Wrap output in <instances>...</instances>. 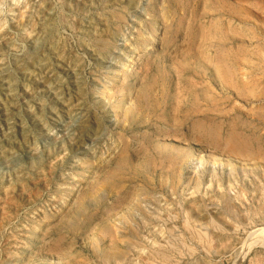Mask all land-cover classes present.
<instances>
[{
  "label": "rangeland",
  "instance_id": "374dc122",
  "mask_svg": "<svg viewBox=\"0 0 264 264\" xmlns=\"http://www.w3.org/2000/svg\"><path fill=\"white\" fill-rule=\"evenodd\" d=\"M258 227L264 0H0V264H264Z\"/></svg>",
  "mask_w": 264,
  "mask_h": 264
},
{
  "label": "bare ground",
  "instance_id": "6f19581e",
  "mask_svg": "<svg viewBox=\"0 0 264 264\" xmlns=\"http://www.w3.org/2000/svg\"><path fill=\"white\" fill-rule=\"evenodd\" d=\"M248 238H252V241L259 243L261 240L264 241V227H258L253 229L249 235ZM248 243V241H247ZM250 246L248 247V249H246V252H244L243 254H241V256L237 257L236 261L233 264H242L243 260L245 259L246 255L248 254Z\"/></svg>",
  "mask_w": 264,
  "mask_h": 264
}]
</instances>
